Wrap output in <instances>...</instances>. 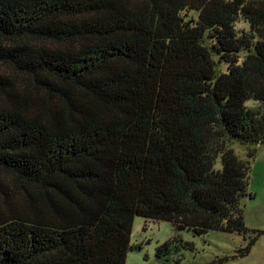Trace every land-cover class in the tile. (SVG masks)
<instances>
[{"label": "trees", "instance_id": "obj_1", "mask_svg": "<svg viewBox=\"0 0 264 264\" xmlns=\"http://www.w3.org/2000/svg\"><path fill=\"white\" fill-rule=\"evenodd\" d=\"M231 143L264 145V0H0V264H125L135 217L246 234Z\"/></svg>", "mask_w": 264, "mask_h": 264}, {"label": "rangeland", "instance_id": "obj_2", "mask_svg": "<svg viewBox=\"0 0 264 264\" xmlns=\"http://www.w3.org/2000/svg\"><path fill=\"white\" fill-rule=\"evenodd\" d=\"M187 15L197 17L194 12ZM234 27L240 35L250 34L249 24L241 17L237 19ZM238 56L241 63L245 54L241 52ZM219 69L220 72H225V65H220ZM246 105L257 106L252 101ZM229 146L243 160L248 153L255 150L248 181L251 197L241 201L247 233L211 231L196 236L189 231L178 232L167 222L135 217L130 234V246L133 249L126 254L125 264H160L155 258L156 249L168 241H172L180 249L178 253H172L169 264H176L174 260L177 257L180 258L178 264H264V145L231 143ZM251 241L254 243L250 245L248 253H245ZM136 247L140 249L135 250Z\"/></svg>", "mask_w": 264, "mask_h": 264}]
</instances>
